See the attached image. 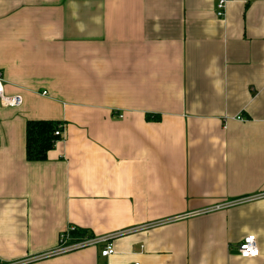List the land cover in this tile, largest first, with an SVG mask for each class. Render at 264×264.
Wrapping results in <instances>:
<instances>
[{
  "label": "crops",
  "instance_id": "1",
  "mask_svg": "<svg viewBox=\"0 0 264 264\" xmlns=\"http://www.w3.org/2000/svg\"><path fill=\"white\" fill-rule=\"evenodd\" d=\"M217 1L0 0L3 261L73 226L115 253L25 264H264V0ZM30 120L66 124L46 160Z\"/></svg>",
  "mask_w": 264,
  "mask_h": 264
},
{
  "label": "built area",
  "instance_id": "2",
  "mask_svg": "<svg viewBox=\"0 0 264 264\" xmlns=\"http://www.w3.org/2000/svg\"><path fill=\"white\" fill-rule=\"evenodd\" d=\"M229 0H218L216 4V14L220 18H224L227 11V5ZM0 99L3 105L17 107L23 102L20 95H8L5 93L4 79L0 74ZM122 117V115H120ZM66 124L59 122L54 134L60 137V140L65 138ZM218 208L220 206H217ZM77 228L70 226L64 229L60 233L58 246L54 251L48 252L40 257H32L27 259H21L16 261H3L0 258V264H25L30 261L42 257H48L55 254L66 253L74 250H79L91 246H101V256L109 257L115 253L114 238L120 235V233H113L101 236H92L85 234L84 236L75 237L72 235ZM129 232V231H126ZM239 255L243 258H255L260 255V248L257 242L256 235H246L242 242L239 244ZM140 264V263H135Z\"/></svg>",
  "mask_w": 264,
  "mask_h": 264
},
{
  "label": "trees",
  "instance_id": "3",
  "mask_svg": "<svg viewBox=\"0 0 264 264\" xmlns=\"http://www.w3.org/2000/svg\"><path fill=\"white\" fill-rule=\"evenodd\" d=\"M148 119L160 120L161 115L149 114ZM59 122L52 120H30L26 125V155L30 161H43L48 153L55 147L60 137L54 134ZM86 231L76 229L72 232L75 237L84 236Z\"/></svg>",
  "mask_w": 264,
  "mask_h": 264
}]
</instances>
